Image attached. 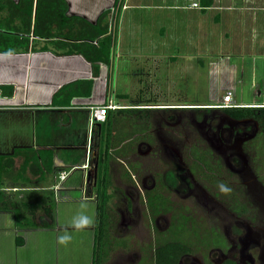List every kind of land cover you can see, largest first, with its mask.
<instances>
[{"label": "crops", "instance_id": "0c3cea01", "mask_svg": "<svg viewBox=\"0 0 264 264\" xmlns=\"http://www.w3.org/2000/svg\"><path fill=\"white\" fill-rule=\"evenodd\" d=\"M65 1L68 17L82 18L91 25L96 24L100 14L107 11L100 25L108 26L109 15L115 14V32H111L108 26V33L113 36V45L117 43L119 49L111 50L108 66L98 64L97 76H93L90 63L81 55L64 54L66 48L54 44L57 41L69 43L64 38H37L29 33L26 50L17 47L0 52V86L3 88L0 92V157L11 158L9 164L4 161L0 169V192L19 207L20 213L24 212L21 206L37 207L32 215L33 227L17 226L13 210H0V264L93 263L97 210V196L92 189L96 164L94 152L105 149L108 124H95L90 128L89 108L110 102L115 109H148L149 117L143 121L149 122L153 110L208 107L219 103L226 92H231L234 103L243 107H264V0L258 6L248 4L239 7V12H252L251 20L248 24L247 21L240 23L244 27L241 32L237 30L239 26L236 23V29L230 30L232 33L237 30L236 35L242 36L243 42L259 43L258 53L242 56L240 62H209L212 73L210 96L206 102L188 104L182 100L173 102L170 91L156 99L155 92L171 89L174 84L172 74L176 73L171 65L177 62L178 57L186 60L199 55L193 52L195 49L171 53L169 26L162 28L160 44L155 40L156 28H150L154 24L147 23L142 34L144 27L138 28L136 23L142 25V20L149 16L147 14L137 16V19L135 15L133 18L129 15L131 20H127L125 13L128 10H146L148 4L135 2L130 5L129 0H119L117 5H114L115 0ZM210 3L208 7L201 4L202 9L198 10L231 9L229 6L217 7L218 0H210ZM164 6L170 10L187 8L186 4L176 3ZM155 7L159 6L156 4L151 9ZM34 9L35 0L31 26ZM6 16V12L0 13V19L4 21ZM196 24L210 35L208 23L202 20ZM13 26H21L19 19L10 23V27ZM55 31L51 29L52 33ZM229 33L222 35L227 37ZM200 36L198 33L188 39L195 42ZM125 39L131 40L132 45L126 44ZM217 39L219 42V35ZM135 41L150 44L142 47L134 44ZM185 62L183 75L187 68ZM125 64L133 67L129 81L123 72ZM158 71L163 72V79L156 78ZM9 89H12L10 95L7 93ZM237 89L243 90L241 98L236 94ZM246 89L247 92L253 90V96L251 92L247 95ZM243 93H246V101L242 98ZM139 117V112L133 113L132 117L115 116L120 123L110 125L111 135L118 132L126 135L119 138L120 149L134 148L133 137L140 131L144 136L149 135L151 125L143 127ZM18 150L20 152L15 153ZM90 155H94L92 171L85 166L87 161H91ZM46 166H50L49 170ZM88 172L91 173L89 181L86 180ZM45 206L52 209V219L43 213L41 207ZM22 215L30 219L28 214ZM43 221L48 226L43 227ZM62 237L68 238L66 242H62Z\"/></svg>", "mask_w": 264, "mask_h": 264}, {"label": "flooded vegetation", "instance_id": "af4514ba", "mask_svg": "<svg viewBox=\"0 0 264 264\" xmlns=\"http://www.w3.org/2000/svg\"><path fill=\"white\" fill-rule=\"evenodd\" d=\"M246 108L152 109L149 135L123 157L113 215L123 235L152 238L130 254L128 235H115L121 253L108 264H264V107Z\"/></svg>", "mask_w": 264, "mask_h": 264}, {"label": "rangeland", "instance_id": "374dc122", "mask_svg": "<svg viewBox=\"0 0 264 264\" xmlns=\"http://www.w3.org/2000/svg\"><path fill=\"white\" fill-rule=\"evenodd\" d=\"M192 1L197 2L198 6L202 9L200 0H129L127 1L129 2L130 5L134 4L135 2H139L141 4H148V7H147L148 9L146 10L138 11V10L132 9V10H128L125 13V15L127 16V20H131V17L133 18V15H135L136 19H137V16H140L142 14L149 15L147 16L148 18L146 17L145 19L142 20V25L140 23H136L138 28L144 27L142 34H144L147 29V26H146L147 23L154 24V25H150L151 26L150 28L152 29L156 28L154 32L156 35L154 36H155V40H159V39H162L163 37L162 28L163 27L168 28L169 26L170 27L169 49L172 50L171 53L175 50L182 52L184 49V50H187L188 52L192 49H195V51L193 52H197V54L199 55V57L197 58L187 57L186 60H184L183 58H179V57L177 58V62L171 65L172 71L176 72L175 74H172L173 75L172 81L174 82V84L171 85V89L169 90L162 89V90H157L156 92L154 91L156 99L157 97L159 98V96H162L163 94H168L170 91L171 97H174L173 102L174 101L177 102L181 100L182 102L187 103V104L192 103V102L194 103L206 102V100L209 98L210 93H211L210 78L212 77V73L210 71V67H208L209 62L214 63L213 60H217V61L223 60L225 61V63H232L233 61L240 62L243 60L241 58L242 56L249 55L250 53H253V54L258 53L257 46L259 43L243 42L242 36L236 35V32L238 29H240V32L244 30V27H242V24L240 23H245V21H247L246 24H248L251 20L250 14H252V12H244V13L239 12L238 11L239 7H242L248 4L249 6H258L261 3V0H229L231 2H228V0H218V4L216 5L217 7L229 6L231 7V9L221 8V10L206 11V12L205 11L202 12L198 9L190 8L189 5ZM160 3H163V5ZM173 3L180 4V5L186 4L187 8L182 9L179 7V8L170 10L169 8H166L164 6V4L173 5ZM156 4L159 7H155V9L152 10L151 9L152 6ZM227 4H230V5H227ZM254 14L258 15V13H254ZM129 15L131 17H129ZM116 19L117 17L115 14L112 13L109 15V19H108L109 25L108 26H109L110 31L111 32L113 31V33L115 32L114 29L116 25ZM202 20H203V23L209 24L207 28L211 29L210 35H209V32L206 33L205 30L204 31L203 29L201 30V28H199V26L196 24ZM150 21H153V22H150ZM235 23L239 27L237 28L235 32L232 33L230 30L236 29L234 27ZM165 30L167 32V29ZM228 31L230 33L227 37L222 35V34L227 33ZM149 32H150V29H149ZM198 33L202 35L200 36L199 41L194 42L188 39V38H194L195 34H198ZM218 35L220 38L219 42H217ZM125 40H126L125 42L126 44L129 42L132 45L131 40H128V39H125ZM158 43L160 44V40L158 41ZM134 44H137L142 47L143 46L147 47L150 43H147L144 41H135ZM112 49L113 51L114 50L118 51L119 49L118 44L114 43ZM184 61H186L185 63H186L187 68H186L185 74L183 75L181 72H183V67L185 68L183 64ZM132 71H133L132 65L125 64V66L123 67V72L124 74H126L125 79L127 81H129V74ZM155 76L157 79L161 77L163 79L164 77L163 72H159V71L156 72ZM178 78L181 80L177 81ZM242 91H239V89L236 90V94L237 96L240 95V98H241L240 92ZM218 92L219 91H217V93ZM244 92H246L247 95H249L251 92L253 96V90H251L250 92H247V89H246ZM246 93L242 94V98L245 99V101L247 100ZM241 100L242 99H240V101ZM106 105L115 106L114 104L110 102H108ZM116 127H119V126H116ZM118 133H115L114 136L111 137L112 138L111 140L112 151L115 149L116 150L120 149L119 138H122L125 135V133H121V132H118ZM93 156H91L90 171H92V165L94 162ZM111 157L113 161L109 163V166L110 165L113 166V171H115L113 179H115V181H112L108 178L109 186L107 189L108 190L107 193L112 196L110 204H109L110 207L108 206L109 207L108 212L111 215H114L116 212L115 209L118 207L120 203V196L118 195L117 192L114 191L115 190L114 187L115 185H117L119 189L122 190L123 182L118 180L120 178L119 174L121 176V171H124L125 169V165L123 164V162L128 165L129 160L126 157L121 158V155L120 156L111 155ZM119 159H121L122 161H120ZM263 160H264V156H263ZM108 171H109V168H108ZM136 208L138 210H141L142 215L147 216V210L142 200L139 202V205H137ZM116 220L114 219L113 221V226L111 227L112 231L109 235L110 238H108V246L106 250L108 251V247H110L111 250L110 252L106 251L105 260L107 264L113 262V259H115L117 256H120V253H121L119 250L114 249V248H116V244H115L116 239H120L122 237L119 238L115 235H120L123 237L125 235H128L126 236V239H125L126 243H129V241L131 240L130 243L133 244V245L130 244L132 249L129 251V253L131 251L132 252L134 251L133 252L134 254L135 252H137V247L139 246L147 247L150 244V240H151L150 239L151 236H149L148 233H146L147 231L145 230L142 233H139L137 235H133L132 233L123 235V233L119 229L118 231L116 230V227H117ZM146 222L145 224H147ZM104 248H105V245H104ZM125 252L122 251V254L124 255ZM132 257H135V256L133 255ZM139 264H142V263H139Z\"/></svg>", "mask_w": 264, "mask_h": 264}, {"label": "trees", "instance_id": "16d2710c", "mask_svg": "<svg viewBox=\"0 0 264 264\" xmlns=\"http://www.w3.org/2000/svg\"><path fill=\"white\" fill-rule=\"evenodd\" d=\"M118 1L119 0H115L114 5H117ZM200 2L203 7H208L211 4L210 0H200ZM32 4L33 0H18L16 4L11 0H0V13H7L5 21L0 19V52H8L17 47L26 50L28 47V34L31 33L37 38L57 37L68 40L69 43L57 41L54 44L58 47L66 48L63 52L64 54L81 55L90 63L93 76H97L98 74V64L103 63L107 66L109 65L113 36L108 33L107 25L105 27L100 25L102 19L107 15V11L100 14L96 24L91 25L82 18L68 17L66 15L67 4L65 0H35L33 25L31 26ZM15 19H19L21 26L10 27V23ZM52 28L53 30H56L55 33L51 32ZM89 85H91V81L89 82ZM0 92H3L1 86ZM7 93L10 95L12 89H9ZM260 109L264 111V108ZM244 110H247V115H251V108H246ZM136 112H139L142 126L149 127V122L147 121V123L143 121V119L146 120L149 117L150 110L148 109L108 110L106 117L108 127H106V136L104 137L105 149H97L95 152L96 174L92 189L97 196V210L92 264H101L105 259L104 251L106 249L104 248V245L106 247V244L108 243V230L113 226V221L115 219V217L108 212V206L112 197L107 193L109 186L108 167L110 161H113L111 155H121V158H123L124 155L131 152V149H115L112 151L111 137H113V135H111L110 125L112 123H120L119 120L115 118L116 115L122 114L132 117V114ZM228 112L231 113L232 111L230 110ZM139 128L140 126L138 129ZM137 138H139L138 135H136L134 139ZM19 152V150L15 151V153ZM4 161L8 163L11 161V158L6 159L5 157H0V169L3 168ZM25 164L28 166L27 163ZM49 167L50 166H46V169L49 170ZM21 208L24 210L22 213H20L19 207L12 203L6 194L0 192V210H13L17 226H35V223L32 220V215L37 207L33 205H24L21 206ZM41 209L47 217L49 216L50 219H52V209L50 207L45 206L41 207ZM25 213L29 215L30 219L22 215ZM41 225L43 227L48 226L44 221ZM161 257L164 258L165 256L162 255Z\"/></svg>", "mask_w": 264, "mask_h": 264}, {"label": "built area", "instance_id": "2783aa9c", "mask_svg": "<svg viewBox=\"0 0 264 264\" xmlns=\"http://www.w3.org/2000/svg\"><path fill=\"white\" fill-rule=\"evenodd\" d=\"M189 7L194 8V9H200V7L198 6V3L195 1H192ZM208 107L229 109V108H235V107H243V105L234 103L231 92H226V94L223 95L219 103L208 106ZM113 109H115V106L106 105V104L97 105V106L89 108V127L92 128L95 124L105 123L108 110H113ZM91 156L93 155H90V157ZM85 166L88 169H90V162L87 161V164Z\"/></svg>", "mask_w": 264, "mask_h": 264}, {"label": "clouds", "instance_id": "9594fccd", "mask_svg": "<svg viewBox=\"0 0 264 264\" xmlns=\"http://www.w3.org/2000/svg\"><path fill=\"white\" fill-rule=\"evenodd\" d=\"M220 190H221L222 192H227V191H229V189H228L226 186H224V185H220ZM67 239H68L67 237H62V238H61L62 242H66Z\"/></svg>", "mask_w": 264, "mask_h": 264}, {"label": "water", "instance_id": "95a60500", "mask_svg": "<svg viewBox=\"0 0 264 264\" xmlns=\"http://www.w3.org/2000/svg\"><path fill=\"white\" fill-rule=\"evenodd\" d=\"M95 174H96V166L94 167V176H95ZM90 176H91V173L88 172V173L86 174V180H87V181H89Z\"/></svg>", "mask_w": 264, "mask_h": 264}]
</instances>
